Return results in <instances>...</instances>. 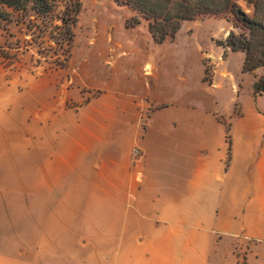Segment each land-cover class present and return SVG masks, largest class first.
<instances>
[{"label": "crops", "instance_id": "obj_1", "mask_svg": "<svg viewBox=\"0 0 264 264\" xmlns=\"http://www.w3.org/2000/svg\"><path fill=\"white\" fill-rule=\"evenodd\" d=\"M127 12L139 23L122 28L148 48L111 33L109 70L79 72L64 104L1 112L0 264H264V71L243 73L245 54L218 45L224 19L184 22L228 27L177 60L163 55L181 29L159 44Z\"/></svg>", "mask_w": 264, "mask_h": 264}, {"label": "rangeland", "instance_id": "obj_2", "mask_svg": "<svg viewBox=\"0 0 264 264\" xmlns=\"http://www.w3.org/2000/svg\"><path fill=\"white\" fill-rule=\"evenodd\" d=\"M240 6L250 14L253 11L249 3L240 2ZM118 7L114 0H82V12L75 28L69 65L67 68L48 73L43 71L44 66L37 63L39 59L37 48L29 47L27 44L33 31L28 30L26 24L0 20V47L4 48V54L0 51V116L6 103L17 102L18 99L42 102L45 98L51 97L53 102L64 104V89L75 87V78L79 72L87 71L94 75L93 73L109 70L105 59L114 55L109 42L111 33L114 41L121 40L130 51L133 48L140 50L148 48L144 35L130 33L122 28L123 17L127 19L126 24L129 26L136 19L135 17L130 19L125 15L128 14L129 8L121 11ZM13 15L16 16L15 13ZM227 27L224 21L215 19L206 20L197 26L185 24L179 37L165 50L163 56L179 60L198 54L200 47L203 49L212 47V37L222 39ZM105 41L110 45L106 50L103 49ZM18 47L20 50H17ZM102 54L104 59L100 57ZM241 57L238 55L227 63L235 80L241 79ZM206 65L208 68L206 78L210 79L212 65L207 60ZM219 79L231 93L230 82H226L221 76ZM243 80L244 90L246 94H250L251 79L243 77ZM224 97V102H229L227 92L224 93Z\"/></svg>", "mask_w": 264, "mask_h": 264}, {"label": "trees", "instance_id": "obj_3", "mask_svg": "<svg viewBox=\"0 0 264 264\" xmlns=\"http://www.w3.org/2000/svg\"><path fill=\"white\" fill-rule=\"evenodd\" d=\"M114 1L147 21L152 38L159 44L173 39L186 21L224 19L232 29L218 45L225 52L245 54L243 73L264 71V0ZM240 2L251 4L252 13L246 12ZM81 12L82 0H0V20L26 24L33 31L27 44L37 48V63L47 73L68 67ZM135 19L131 26L139 23ZM0 49L4 54V48ZM254 91V95L264 94V74L257 78Z\"/></svg>", "mask_w": 264, "mask_h": 264}, {"label": "built area", "instance_id": "obj_4", "mask_svg": "<svg viewBox=\"0 0 264 264\" xmlns=\"http://www.w3.org/2000/svg\"><path fill=\"white\" fill-rule=\"evenodd\" d=\"M133 155L135 156V159H138L140 157V151L137 148H135L133 151Z\"/></svg>", "mask_w": 264, "mask_h": 264}]
</instances>
